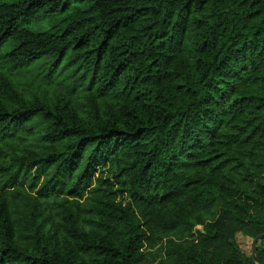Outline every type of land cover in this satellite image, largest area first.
<instances>
[{
  "label": "trees",
  "instance_id": "trees-1",
  "mask_svg": "<svg viewBox=\"0 0 264 264\" xmlns=\"http://www.w3.org/2000/svg\"><path fill=\"white\" fill-rule=\"evenodd\" d=\"M0 264H264V0H0Z\"/></svg>",
  "mask_w": 264,
  "mask_h": 264
},
{
  "label": "rangeland",
  "instance_id": "rangeland-1",
  "mask_svg": "<svg viewBox=\"0 0 264 264\" xmlns=\"http://www.w3.org/2000/svg\"><path fill=\"white\" fill-rule=\"evenodd\" d=\"M198 229H200V227H198ZM236 241L238 242L239 246L241 247V249L245 252V253H249L250 251V241L247 240L245 237L241 236V235H236Z\"/></svg>",
  "mask_w": 264,
  "mask_h": 264
}]
</instances>
